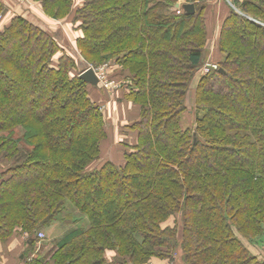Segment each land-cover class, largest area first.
<instances>
[{
  "label": "trees",
  "instance_id": "16d2710c",
  "mask_svg": "<svg viewBox=\"0 0 264 264\" xmlns=\"http://www.w3.org/2000/svg\"><path fill=\"white\" fill-rule=\"evenodd\" d=\"M76 1L32 0L80 33L82 70L32 20L2 23L0 0V243L25 237L30 255L70 203L89 227L31 264H147L176 254L177 264H264L243 242L264 243V0H229L218 54L211 0H187L192 15L173 11L176 0ZM210 55L220 67L200 77L195 122L184 128L188 93ZM103 64L121 81L115 102L139 116L127 126L136 140L123 164L94 167L110 117L80 75Z\"/></svg>",
  "mask_w": 264,
  "mask_h": 264
},
{
  "label": "rangeland",
  "instance_id": "374dc122",
  "mask_svg": "<svg viewBox=\"0 0 264 264\" xmlns=\"http://www.w3.org/2000/svg\"><path fill=\"white\" fill-rule=\"evenodd\" d=\"M30 2H32V0H27V3H25V4H20V3H18V4L19 5H26V4H29ZM177 3H178V0H176V4ZM180 3H181V5L187 4V0H180ZM230 6H232V4L230 3L229 0H211L209 5H208V8H207V10H208L207 11V22H208V29H209V33H210V42H209L210 43V49L213 53L215 52L216 54H218V53L216 52L217 50L214 51V48L216 45L215 42L217 40L216 37H218V35H219L220 23H221V20L225 17L226 13H228V11H229L228 9ZM175 7H176V5L173 6V8H172L173 11H175ZM262 25L264 26V23ZM72 29H73V27H72ZM69 54L71 56H73L72 52H69ZM210 56H211L210 60L213 62H216L218 64L217 61H219V59H218L219 55H215V56L210 55ZM106 65H108V64H103L98 68H93V67H87V68H89V69L93 68L94 70H100V72L104 71L107 79L114 80L113 78H111V77H113L112 76L113 70L111 69V67H109V65H108V67L104 68V66H106ZM80 70H82V69H80ZM202 75H204V74H202V72H199V74L196 76L194 82L192 83L191 89L188 93L189 94L188 102H187L188 112L184 116V120H183L184 128L192 126L193 123L195 122L197 109L195 107L194 95H195V90H196L197 85H198V81L200 80V77ZM1 82H2V79L0 78V83ZM117 83L121 84V81H118ZM101 87H102V85L95 86V93L98 96L99 104L103 102L102 106H104L105 109H102V111H104L106 113V115L115 114V111H113L111 108H109L110 106H113V104L110 103L111 102L110 92L108 90H105L103 87L102 88ZM91 95L93 96V98L95 97V95H93V93H91ZM96 99H97V97H96ZM127 112H128L127 114L129 116V118H130V116L131 117L134 115L136 116V114L139 115V109L137 106H132V108L129 109ZM117 113L120 114L121 116H123L124 110L119 109ZM129 120L132 121V123H133L137 119L133 118V120L132 119H129ZM130 121H129L128 125H124V126L119 127L121 132H122V130H125L128 132L127 135L121 134L122 137L121 138L119 137L120 141L118 142L119 144H117V147L120 151H122V153H124L125 145L130 144V142H131L130 141L131 139H128V136H130L132 133H134V134L136 133L134 130H131L130 128H128L129 125L131 124ZM107 126H108L109 136L107 137L108 139L103 145L104 147L102 146V148H104V158L106 157V153H105L106 147L105 146L109 143L117 141V139H115V134H114L115 128L113 126V123L111 121H108ZM119 135H120V133H119ZM100 159L103 161L100 165H102L106 161H111V160H109V159H111L109 157H107V159H102V157H101ZM59 218L62 220H60L59 222L54 224L50 229H48L47 231H41V233H43L45 235V238L43 240H41L38 237V239H39L38 244L41 246L42 249L37 251V255L41 254V252H44L46 254L47 253L50 254L49 251L52 250L51 245H50V243L52 241V237L64 236L66 233H68L69 231H71L73 228H76V227H82V228H88L89 227L88 218L85 215L79 213L77 210H75L74 207L70 203L67 204L66 211L64 212V214L60 215ZM63 218H65V219L63 220ZM178 220H180V219L178 218ZM173 224H174V219H171L170 221L166 222L164 225H173ZM243 242L254 255L258 256L261 260H264V243H261L260 241L250 242V241L245 240V239H243ZM27 255H28V253L26 254L25 257H27ZM179 255L180 254H176L177 257L176 256L175 257L177 259L175 260V262L174 261H172V262L170 261V262L177 264V262L180 261ZM28 256H31V254Z\"/></svg>",
  "mask_w": 264,
  "mask_h": 264
},
{
  "label": "crops",
  "instance_id": "0c3cea01",
  "mask_svg": "<svg viewBox=\"0 0 264 264\" xmlns=\"http://www.w3.org/2000/svg\"><path fill=\"white\" fill-rule=\"evenodd\" d=\"M1 1L3 2V4H5L4 5L5 15L2 20V23L8 24L14 16H23L25 18L32 20L34 23L43 27L45 30H48L51 33H54L58 42L61 43L60 45H62V47L66 49L68 52H72L73 56L76 57L77 61L79 62V68L82 69L83 67H85L84 63L81 62V57L79 55V52L75 48L76 47L75 39L79 36L80 33L74 32L69 22L67 23L65 21H56V20H53L47 17L43 13V10L38 5L33 4L32 2H30L28 5L27 4L19 5L15 0H1ZM80 3H81V0L76 1V5H79ZM116 93H117V90L114 92V95L110 96L111 97L110 103H112L113 106L109 107L113 111H115V114H108V115L110 117V121L113 123V126L115 128L114 134H115V139H117V141L107 144L105 146L106 147V150H105L106 157L104 158V148L102 149L101 157L102 159H107V157H109L111 158L109 160L115 162L118 165H121L124 162V156H123L122 151H120L117 147V144H119L118 142L120 141V138L122 137L121 135L122 132L120 131L119 127L128 125L130 121L129 119H132V120L133 118L138 119L139 115L136 114V116L135 115L132 117L130 116L129 118L127 111L131 109L132 106L134 105L126 101L125 102L120 101L119 103L115 102ZM96 97L98 99V96ZM119 109L124 110L123 116L117 113ZM130 122L132 123V121ZM135 136L136 134L134 133L128 136V139H131L130 144L135 143V140H136ZM102 162L103 161L100 159L93 166L97 167ZM61 237L63 236L52 237V241L50 245H53V242H55L58 238H61ZM25 249H26L25 237H22V236H15L6 243H0V264H31V261L37 255V251H39L42 248L39 244H37L35 247V250L31 253V256H28L27 258H25V254H24ZM41 253L43 255H49L48 253L47 254L44 252H41ZM109 255L111 257V254ZM148 264H175V263H171L170 261H166V260L161 261V260L153 259Z\"/></svg>",
  "mask_w": 264,
  "mask_h": 264
},
{
  "label": "built area",
  "instance_id": "2783aa9c",
  "mask_svg": "<svg viewBox=\"0 0 264 264\" xmlns=\"http://www.w3.org/2000/svg\"><path fill=\"white\" fill-rule=\"evenodd\" d=\"M17 1L20 4L27 3V0H17ZM183 5H181L180 0H178V3L176 4V7H175V12H177V14H181L182 12H184L183 8H182ZM106 67H108V65L104 66V68H106ZM217 69H219V65L216 62L207 61L203 65V68L200 70V72H202V74L205 75V74H208L211 71L217 70ZM94 71H95V73L99 79L100 85H102V87L105 90H108L110 92L111 96L114 95L115 90L118 89L121 85L119 83H117L115 80L107 79L104 71H101V72H100V70H94ZM102 109H105L104 106H102ZM38 237H39V239L43 240L45 238V235L43 233H41V234L39 233Z\"/></svg>",
  "mask_w": 264,
  "mask_h": 264
},
{
  "label": "water",
  "instance_id": "95a60500",
  "mask_svg": "<svg viewBox=\"0 0 264 264\" xmlns=\"http://www.w3.org/2000/svg\"><path fill=\"white\" fill-rule=\"evenodd\" d=\"M182 8L183 11H185V13L188 15H192L196 12V7L192 3L184 4ZM80 77L92 86H98L100 84L99 79L93 68H87L84 72H82Z\"/></svg>",
  "mask_w": 264,
  "mask_h": 264
}]
</instances>
